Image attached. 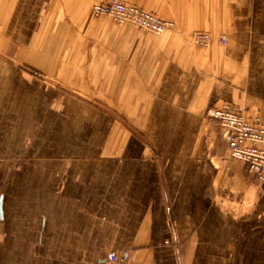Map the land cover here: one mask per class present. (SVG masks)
Returning <instances> with one entry per match:
<instances>
[{
  "label": "crops",
  "instance_id": "obj_1",
  "mask_svg": "<svg viewBox=\"0 0 264 264\" xmlns=\"http://www.w3.org/2000/svg\"><path fill=\"white\" fill-rule=\"evenodd\" d=\"M97 1L0 0V264H264V187L207 115L264 124V0H128L161 36Z\"/></svg>",
  "mask_w": 264,
  "mask_h": 264
},
{
  "label": "built area",
  "instance_id": "obj_2",
  "mask_svg": "<svg viewBox=\"0 0 264 264\" xmlns=\"http://www.w3.org/2000/svg\"><path fill=\"white\" fill-rule=\"evenodd\" d=\"M95 15H109L119 23L133 22L153 33L162 34L175 27L174 21L162 19L140 8L126 5L121 0H108L107 3L93 6ZM1 38V28H0ZM195 45L209 47L212 38L209 34L194 33ZM219 42L226 45L227 37H219ZM207 115L217 121L222 137L226 141L229 157L246 165L247 171L264 187V124L259 117L248 119L238 106L224 102L207 109ZM135 252H111L103 264H134Z\"/></svg>",
  "mask_w": 264,
  "mask_h": 264
},
{
  "label": "rangeland",
  "instance_id": "obj_3",
  "mask_svg": "<svg viewBox=\"0 0 264 264\" xmlns=\"http://www.w3.org/2000/svg\"><path fill=\"white\" fill-rule=\"evenodd\" d=\"M124 4H126V5H131V6H134V7H137V8H140L141 10H145V11H148V12H151V13H153L152 11H149V10H147V9H145V8H143V7H141V6H139V5H137V4H134V3H132V2H130V1H128V0H121ZM108 2V0H100V1H97V2H94V3H92V5L90 6V8H89V17L90 18H108V19H110L113 23H115V24H117V25H128V24H131V25H134L135 27H137L138 29H140V30H142V31H146V32H150V33H152V34H154V35H156V36H161V35H164V34H166V33H168V32H172V31H174L175 29H176V22L174 21V20H171V21H174V23H175V27L172 29V30H168V31H165L164 33H162V34H156V33H153V32H151V31H149V30H147V29H145V28H142V27H139L138 25H136L135 23H133V22H124V23H119V22H117V21H115L114 19H113V17H111V16H109V15H95L94 14V12H93V6H95V5H97V4H103V3H107ZM153 14H155V13H153ZM156 15V14H155ZM156 16H158V15H156ZM158 17H160V16H158ZM160 18H162V17H160ZM162 19H164V18H162ZM166 20H169V19H166ZM1 28V27H0ZM206 33V34H209V36L212 38V42L215 40V37L213 36V35H211L209 32H207V31H196V32H194V33ZM193 33V34H194ZM193 34H192V36H193ZM1 35H2V28H1ZM222 36H225V35H222ZM221 37V36H220ZM218 39V38H217ZM191 40H192V37H191ZM193 43V42H192ZM195 45V44H194ZM195 46H197V47H201V48H208V47H202V46H199V45H195ZM210 47V46H209ZM93 100H95V99H93ZM97 101L98 100H95V101H93V102H96L97 103ZM226 151H227V145H226ZM227 154H228V151H227ZM228 156H229V154H228ZM242 163V162H241ZM243 164V163H242ZM244 165V164H243ZM246 166V165H245ZM247 169V168H246ZM247 173L252 177V179H254L257 183H258V181L256 180V178L253 176V175H251L248 171H247ZM259 184V183H258Z\"/></svg>",
  "mask_w": 264,
  "mask_h": 264
},
{
  "label": "water",
  "instance_id": "obj_4",
  "mask_svg": "<svg viewBox=\"0 0 264 264\" xmlns=\"http://www.w3.org/2000/svg\"><path fill=\"white\" fill-rule=\"evenodd\" d=\"M0 215L2 216V207H1V202H0Z\"/></svg>",
  "mask_w": 264,
  "mask_h": 264
}]
</instances>
